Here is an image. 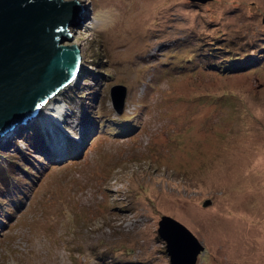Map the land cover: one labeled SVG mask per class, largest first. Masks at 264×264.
Returning <instances> with one entry per match:
<instances>
[{"label":"rangeland","instance_id":"obj_1","mask_svg":"<svg viewBox=\"0 0 264 264\" xmlns=\"http://www.w3.org/2000/svg\"><path fill=\"white\" fill-rule=\"evenodd\" d=\"M76 2L77 74L0 136V264H169L162 215L264 264V0Z\"/></svg>","mask_w":264,"mask_h":264},{"label":"water","instance_id":"obj_2","mask_svg":"<svg viewBox=\"0 0 264 264\" xmlns=\"http://www.w3.org/2000/svg\"><path fill=\"white\" fill-rule=\"evenodd\" d=\"M205 1V0H200ZM76 0H0V136L35 116L79 69V49L63 45L74 25ZM125 87L110 90L113 108H123ZM169 264H196L203 245L168 215L158 221Z\"/></svg>","mask_w":264,"mask_h":264},{"label":"bare ground","instance_id":"obj_3","mask_svg":"<svg viewBox=\"0 0 264 264\" xmlns=\"http://www.w3.org/2000/svg\"><path fill=\"white\" fill-rule=\"evenodd\" d=\"M67 84H68V83H67ZM67 84H66V85H67ZM63 87H64V86H63ZM63 87H62V88H63ZM59 90H60V89H59ZM59 90H58V92H60ZM58 92L55 93L54 96H55L56 94H58ZM52 97H53V96H52ZM51 100H52V99H51ZM49 101H50V100H48V102H49ZM46 103H47V102H46ZM46 103H45V104L39 109V111H38V113H37L38 115H40V116H44V115H45V116H46V115L50 112V111H49L50 108L47 107V105H48L50 102H49L48 104H46Z\"/></svg>","mask_w":264,"mask_h":264},{"label":"trees","instance_id":"obj_4","mask_svg":"<svg viewBox=\"0 0 264 264\" xmlns=\"http://www.w3.org/2000/svg\"><path fill=\"white\" fill-rule=\"evenodd\" d=\"M235 60H236V59H230L229 61H231V62L234 61V62H235ZM237 65H238V64H237ZM223 67H225V66H223ZM0 167H1V166H0ZM1 168H2V167H1Z\"/></svg>","mask_w":264,"mask_h":264}]
</instances>
